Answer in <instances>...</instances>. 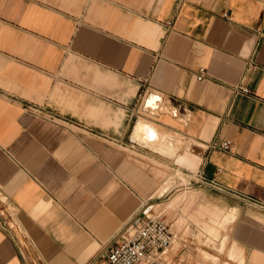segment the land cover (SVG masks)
Here are the masks:
<instances>
[{"label": "crops", "instance_id": "crops-1", "mask_svg": "<svg viewBox=\"0 0 264 264\" xmlns=\"http://www.w3.org/2000/svg\"><path fill=\"white\" fill-rule=\"evenodd\" d=\"M181 185L264 264V0H0V264H102Z\"/></svg>", "mask_w": 264, "mask_h": 264}, {"label": "rangeland", "instance_id": "rangeland-1", "mask_svg": "<svg viewBox=\"0 0 264 264\" xmlns=\"http://www.w3.org/2000/svg\"><path fill=\"white\" fill-rule=\"evenodd\" d=\"M179 174L182 175L178 172L168 177H179ZM177 188L179 189L167 193L157 204H153L150 216L159 215L170 224V229L175 234L172 239L176 238L172 240V244L188 246L181 257L192 264H235L237 259H233L235 258L233 255L228 257L225 252L227 236L224 234L225 224L233 218V211H229L223 217H219L221 210L216 206L198 207L194 211L185 203L187 195L193 191L188 192L190 190L185 185ZM182 190L186 192H180ZM204 213L208 214L209 218H197ZM207 236H210L211 240H207V245H203L202 240ZM201 249L207 251L209 255L202 253ZM96 264H99V261H96Z\"/></svg>", "mask_w": 264, "mask_h": 264}, {"label": "built area", "instance_id": "built-area-1", "mask_svg": "<svg viewBox=\"0 0 264 264\" xmlns=\"http://www.w3.org/2000/svg\"><path fill=\"white\" fill-rule=\"evenodd\" d=\"M224 16L225 13H222ZM204 77V68L198 67L196 78ZM246 90V89H243ZM210 148L228 150V139L214 138L208 143ZM197 182L210 187L221 188L212 179H204L197 174ZM247 202L264 207L260 202L244 197ZM143 210V209H142ZM173 238L170 225L161 216L145 218L132 217L123 223L99 248L96 258L102 264H183L163 258V252L169 247Z\"/></svg>", "mask_w": 264, "mask_h": 264}, {"label": "bare ground", "instance_id": "bare-ground-1", "mask_svg": "<svg viewBox=\"0 0 264 264\" xmlns=\"http://www.w3.org/2000/svg\"><path fill=\"white\" fill-rule=\"evenodd\" d=\"M190 195H191V194H190ZM189 198H190V197H189ZM172 240H173V239H172ZM174 240H175V239H174ZM174 240H173V241H174ZM172 243H173V242H172Z\"/></svg>", "mask_w": 264, "mask_h": 264}]
</instances>
